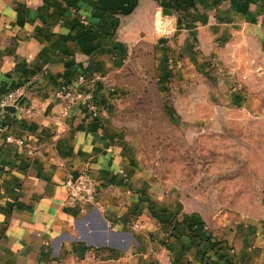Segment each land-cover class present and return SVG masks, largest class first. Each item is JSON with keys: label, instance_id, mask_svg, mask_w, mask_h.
<instances>
[{"label": "crops", "instance_id": "obj_1", "mask_svg": "<svg viewBox=\"0 0 264 264\" xmlns=\"http://www.w3.org/2000/svg\"><path fill=\"white\" fill-rule=\"evenodd\" d=\"M165 28L210 108L264 112V0H0V98L20 90L0 111V264H264V215L210 233L147 196L119 119L146 76L137 61L163 60ZM80 74L95 109L65 110L55 91ZM84 169L97 206L65 205Z\"/></svg>", "mask_w": 264, "mask_h": 264}, {"label": "rangeland", "instance_id": "obj_2", "mask_svg": "<svg viewBox=\"0 0 264 264\" xmlns=\"http://www.w3.org/2000/svg\"><path fill=\"white\" fill-rule=\"evenodd\" d=\"M163 32V60L137 61L146 76L136 78L119 119L138 151L147 196L185 219L196 217L210 233L236 229L264 215V112L225 108L221 101L210 108L213 100L193 91L192 77L185 85L180 78L175 30Z\"/></svg>", "mask_w": 264, "mask_h": 264}, {"label": "built area", "instance_id": "obj_3", "mask_svg": "<svg viewBox=\"0 0 264 264\" xmlns=\"http://www.w3.org/2000/svg\"><path fill=\"white\" fill-rule=\"evenodd\" d=\"M159 25L162 26V20H159ZM158 22V21H157ZM88 81L84 74H80L72 82L62 83L55 91V96L62 99L65 103V110L78 101H84L89 109H95V102L93 95L84 93L80 90V86ZM20 96L19 89H13L0 98V111H4L8 107H17L18 99ZM8 142H16L22 145L23 141L15 139L12 136L6 137ZM66 197L64 200L65 205L95 208L98 204V190L95 185L89 169H84L76 174H71L65 183Z\"/></svg>", "mask_w": 264, "mask_h": 264}, {"label": "trees", "instance_id": "obj_4", "mask_svg": "<svg viewBox=\"0 0 264 264\" xmlns=\"http://www.w3.org/2000/svg\"><path fill=\"white\" fill-rule=\"evenodd\" d=\"M239 105H241V103H239Z\"/></svg>", "mask_w": 264, "mask_h": 264}]
</instances>
